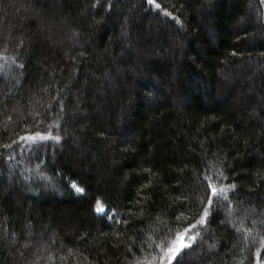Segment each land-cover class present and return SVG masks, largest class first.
<instances>
[{
    "label": "trees",
    "instance_id": "obj_1",
    "mask_svg": "<svg viewBox=\"0 0 264 264\" xmlns=\"http://www.w3.org/2000/svg\"><path fill=\"white\" fill-rule=\"evenodd\" d=\"M156 2L0 0V264H264V0Z\"/></svg>",
    "mask_w": 264,
    "mask_h": 264
},
{
    "label": "snow or ice",
    "instance_id": "obj_2",
    "mask_svg": "<svg viewBox=\"0 0 264 264\" xmlns=\"http://www.w3.org/2000/svg\"><path fill=\"white\" fill-rule=\"evenodd\" d=\"M147 3L149 5H153L155 8L160 9L162 6L160 3H157L156 0H147ZM165 15H171V13L167 12L165 9ZM21 140L25 139V137H21ZM29 140L35 141L36 139H47V137L39 135V136H29L27 137ZM58 139V138H57ZM207 187L206 191L208 195L206 196L207 203L203 204V209L200 214V218L197 220L196 225L190 224L188 228L184 229L183 233L178 234V244L175 247H170L167 249V256L166 259L171 261H176V264H180V261L178 257L183 253L185 249H190L192 247V243L195 241V237H191L189 239L188 233L195 228L197 225L206 224L208 217L211 215L212 209L215 206H218L223 203L222 200L219 199V197H223L224 200H227L226 192L230 190H234L235 185L230 186H221L217 187L216 184L212 182V178H207ZM78 191H83L82 189H77ZM216 197L217 199L214 200L213 198ZM97 212L104 213L103 207H97ZM180 217H177V220H179ZM259 255V254H258Z\"/></svg>",
    "mask_w": 264,
    "mask_h": 264
},
{
    "label": "rangeland",
    "instance_id": "obj_3",
    "mask_svg": "<svg viewBox=\"0 0 264 264\" xmlns=\"http://www.w3.org/2000/svg\"><path fill=\"white\" fill-rule=\"evenodd\" d=\"M10 65L8 66V69L6 70V72H8L9 70H10ZM9 73V72H8ZM25 141H27V143H29L28 141H30L29 139H25ZM42 141H46V139H43ZM227 193V192H226ZM100 207V206H99ZM105 210V209H104ZM105 212V211H104ZM98 213H100V212H98ZM102 214V213H101ZM189 234V233H188ZM189 236V235H188ZM178 244V237L173 241V243L171 244V246L170 247H175L176 245ZM164 256H165V258H166V256H167V252L164 254ZM191 260H193V261H195L193 258H191Z\"/></svg>",
    "mask_w": 264,
    "mask_h": 264
}]
</instances>
